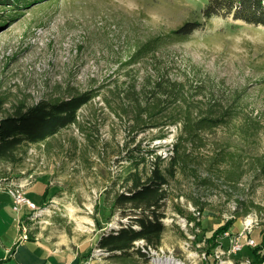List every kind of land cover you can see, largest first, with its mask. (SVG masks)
<instances>
[{"label": "rangeland", "instance_id": "374dc122", "mask_svg": "<svg viewBox=\"0 0 264 264\" xmlns=\"http://www.w3.org/2000/svg\"><path fill=\"white\" fill-rule=\"evenodd\" d=\"M205 5L206 0H53L0 27V116L18 102L30 105L87 90L97 94L79 111L76 124L45 144L29 146L17 163L0 162V174L25 186L48 177L51 201L40 205L47 210L35 220L65 230L77 225L92 236L117 227L120 219L109 212L105 194L126 164L123 157L139 144L165 157L177 134L175 126L160 140L159 129L135 130L127 90L163 76L182 83L195 101L230 106L233 119L187 147V167L169 183L159 247L185 264H206L201 256L206 239L228 220L232 234L253 225L250 236L262 243L264 171H258L257 160L264 161V26L229 17L207 20ZM186 22L199 26L185 36L171 34ZM148 41L152 50L125 65ZM244 129L251 137L242 138ZM219 156L225 159L213 164ZM95 242L88 241V264H150V253L123 263L104 252L96 257ZM239 256L255 263L246 245Z\"/></svg>", "mask_w": 264, "mask_h": 264}, {"label": "trees", "instance_id": "16d2710c", "mask_svg": "<svg viewBox=\"0 0 264 264\" xmlns=\"http://www.w3.org/2000/svg\"><path fill=\"white\" fill-rule=\"evenodd\" d=\"M46 1L53 0H0V27L8 21L12 23L18 19L23 15L22 11ZM202 15L207 20L212 17H229L234 22L263 27L264 0H206ZM198 26V23L186 22L171 31V34L185 36ZM151 43L153 42L148 41L139 47L125 65L135 63L145 52L151 51ZM130 88L127 93L132 96L137 126L135 130L143 132L159 129L162 133L156 138L160 140L167 136L164 131L168 130V126H175L177 134L165 157L157 154L156 148L149 145L141 148L139 144L129 149L123 157L126 164L121 166L111 179L109 189H106V198L110 196L109 212H114L120 220L116 228L110 227L102 231L95 247L116 263L131 260L136 255L145 258L146 255L134 247L137 240H142L153 248L160 245L169 183L187 167L190 156L187 147L201 142L204 132L223 126L233 119L230 106L224 107L213 100H208L205 104L195 101L194 96L187 95L182 83L163 76L146 78L136 91L133 86ZM96 95L87 90L65 98L42 99L30 105L24 102L12 104L0 116V162L15 164L29 146L45 144L55 134L76 124L79 111ZM1 108L2 104L0 112ZM242 131L243 139L251 137L250 134L246 135L247 130ZM224 159L225 157L219 156L213 158L212 163L219 164ZM257 161L258 171H264V161ZM241 176L242 173L234 178L229 175L227 179L233 181ZM46 210L40 208L35 217L41 216ZM230 224L231 220L225 221L207 237L202 248L207 261H211L210 250L216 246L218 237L229 231ZM260 249L259 244L251 249L256 259L255 263L250 260V264L264 261V254H260Z\"/></svg>", "mask_w": 264, "mask_h": 264}, {"label": "crops", "instance_id": "0c3cea01", "mask_svg": "<svg viewBox=\"0 0 264 264\" xmlns=\"http://www.w3.org/2000/svg\"><path fill=\"white\" fill-rule=\"evenodd\" d=\"M0 183L6 185L17 183V181L0 174ZM47 184V176L36 178L34 183L24 187L23 193L32 203L40 207L45 202L51 201L49 199L53 189ZM4 194L6 200L0 201V263L85 264L84 256L86 252L88 253V241L97 240L99 236L85 235L77 225L68 230L61 228L59 223H52V226L47 227V221L35 220L36 217H32L25 206H20L14 211L9 195L6 191ZM23 233L28 236V239L21 240ZM252 233L253 230L248 236ZM259 245L261 246L260 254H264L263 236L262 243Z\"/></svg>", "mask_w": 264, "mask_h": 264}, {"label": "built area", "instance_id": "2783aa9c", "mask_svg": "<svg viewBox=\"0 0 264 264\" xmlns=\"http://www.w3.org/2000/svg\"><path fill=\"white\" fill-rule=\"evenodd\" d=\"M24 187L25 184L21 183H10L6 185L0 183V190H4L7 192L11 199L12 209L14 211L18 210L20 206H25L30 211L31 216L35 217L40 208L39 206H36L35 203H32V201L24 195ZM252 227L253 225H243L241 231L235 234H232L229 231L224 232L220 237L226 239L227 243L224 246L220 240H217L216 246L210 250L211 261H207L205 252H201V256L205 260L206 264H250V260L247 257L241 258V256H239V253L241 252L244 245L252 249L257 247L254 240L250 236H248L253 230ZM26 239L27 235L23 233L21 235V240ZM134 247L139 249L146 256L148 255V253H150V264H167L166 260L168 259H175L179 264H185L182 260L170 254L171 251L167 249L164 250L159 246V249L158 247L153 248L146 245V243L142 240L135 241ZM93 254L97 257L98 255L103 254V252L97 248L93 251ZM156 260H159L160 262H156ZM85 264H88V262H85Z\"/></svg>", "mask_w": 264, "mask_h": 264}, {"label": "bare ground", "instance_id": "6f19581e", "mask_svg": "<svg viewBox=\"0 0 264 264\" xmlns=\"http://www.w3.org/2000/svg\"><path fill=\"white\" fill-rule=\"evenodd\" d=\"M250 222V220H247V223L246 224H248ZM156 262H160L159 260H156ZM166 263L167 264H179L178 263V261L177 260H171V259H168V260H166Z\"/></svg>", "mask_w": 264, "mask_h": 264}]
</instances>
